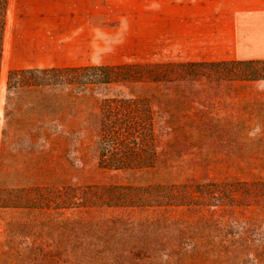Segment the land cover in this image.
Segmentation results:
<instances>
[{
  "label": "trees",
  "instance_id": "1",
  "mask_svg": "<svg viewBox=\"0 0 264 264\" xmlns=\"http://www.w3.org/2000/svg\"><path fill=\"white\" fill-rule=\"evenodd\" d=\"M7 6L8 0H0V67ZM229 62L238 61L125 60L10 70L3 135L12 128L13 136H27L32 144L77 143L85 156L92 149L95 161L81 167L77 184L72 179L77 169L61 159L51 165L47 154L40 153L34 156L30 185L6 189L0 184L1 218L9 208L15 222V213L25 208L46 224L52 217L44 204L55 201L69 210L61 221L68 235L64 243L39 241L18 248L10 233L9 254L31 257L37 264H191L192 214L198 204L206 209L212 191L218 190L212 196L220 204L228 198L225 210L239 205L264 210L262 178L227 182L230 174L221 169L220 184L201 181L209 175L208 149L214 143L241 141L248 146L249 137L238 138V131L253 119L264 125V115L209 109L222 98L210 90L217 78L212 67ZM257 166L264 170V163ZM110 172L116 173L107 178ZM119 172L149 177L144 182L121 180ZM32 189H49L51 194L39 193L38 199L26 198L22 205L4 196L6 191L28 196ZM58 220L54 218V227ZM6 225L12 231L10 220ZM214 247L217 259L226 261L247 251L264 257V244L219 242Z\"/></svg>",
  "mask_w": 264,
  "mask_h": 264
},
{
  "label": "rangeland",
  "instance_id": "2",
  "mask_svg": "<svg viewBox=\"0 0 264 264\" xmlns=\"http://www.w3.org/2000/svg\"><path fill=\"white\" fill-rule=\"evenodd\" d=\"M142 1L91 0V5H87L86 0V9L79 14L90 19V28H79L73 33L36 36L29 35L18 26L13 27L18 15L27 9L26 0H8L0 67V184L4 188L30 185L35 179L34 156L40 153L47 154L46 162H51V165L53 163L56 165L57 161L62 160L65 165L70 164L72 169H77L72 178L77 184L81 182L79 180L81 167L92 166L95 161L94 151L89 149V154L85 156L84 150L77 143H70L64 147L52 146L49 143L32 144L27 136H13L12 128L3 135L7 107V76L10 70L117 63L125 60H194L189 57V53L175 50L176 47L172 42L168 44L164 42V38L161 39L160 34L164 29L158 28L157 23L165 13H172L168 5H159L158 0H151L150 3H147V0L145 3ZM261 1L264 3V0ZM89 7L92 8L90 13ZM88 23L89 20L80 18L79 27H88ZM236 60L238 62L212 67L213 74L217 78L211 82L210 90L221 95L222 98L215 100L209 109L225 115L245 114L253 117L264 115V58L255 61ZM238 132V138L244 134L249 137V145L245 146L241 141L237 145L214 143L208 149L211 169L208 177L201 179L203 183H211L212 186H215V183L220 184L223 178L221 169L232 177L224 180L227 182L230 179L242 181L262 178L264 180V170H260L257 166L264 163V125L253 119L247 127L241 128ZM247 147L249 150H246ZM160 150L161 147H157V151ZM228 163H236L237 166L226 167L225 164ZM248 164L253 166L249 167ZM50 173L52 175L53 169ZM112 173L116 172H110L106 177L108 178ZM116 175L121 180L134 179L141 182L149 177V174H142L136 178L124 172ZM59 190L62 194L63 191ZM50 191L32 189L29 193L27 191L28 196H24L20 191L13 196V192L6 191L4 196L6 199L14 198L19 205H22L24 199L30 197L38 199L39 193L49 196ZM58 191H54V198L58 196ZM214 191L218 192V190ZM214 191L211 192L206 209L203 210L198 204L192 214L191 243L194 256L191 264H264V257L261 258L251 251L240 252L233 258L228 257L230 258L228 261L227 258L217 259L214 245L219 242H249L257 246L264 244V210H260L255 205H239L235 210H225L223 207H229L228 198H223L225 203L220 204L214 195L212 196ZM61 197L67 198L63 194ZM44 205L52 217L46 224H43L42 217L32 215L25 208H19L15 213V222L11 219V209L4 210L2 218L0 217V264H37L30 259L31 257L24 259L18 253L14 256L9 254L7 244L10 233L15 236L18 248L31 242L64 243L67 240L68 235L61 221L65 212L69 210L65 206L57 207L55 201ZM55 217L59 219L58 227H54ZM8 220L13 228L12 231L6 225ZM15 223L18 226H15ZM204 250H207L206 254L202 253ZM162 251H167V248Z\"/></svg>",
  "mask_w": 264,
  "mask_h": 264
},
{
  "label": "crops",
  "instance_id": "3",
  "mask_svg": "<svg viewBox=\"0 0 264 264\" xmlns=\"http://www.w3.org/2000/svg\"><path fill=\"white\" fill-rule=\"evenodd\" d=\"M146 0L142 2L145 3ZM151 0H147L150 3ZM172 13L159 18L164 42L194 60L264 58V3L261 0H158ZM91 0H87V5ZM86 0H26L13 27L29 35L73 33L90 28L81 17ZM87 11V10H86ZM92 8L89 7V13ZM80 18L89 20L79 27ZM162 42V40H160Z\"/></svg>",
  "mask_w": 264,
  "mask_h": 264
},
{
  "label": "bare ground",
  "instance_id": "4",
  "mask_svg": "<svg viewBox=\"0 0 264 264\" xmlns=\"http://www.w3.org/2000/svg\"><path fill=\"white\" fill-rule=\"evenodd\" d=\"M3 83V77L1 76V84Z\"/></svg>",
  "mask_w": 264,
  "mask_h": 264
}]
</instances>
